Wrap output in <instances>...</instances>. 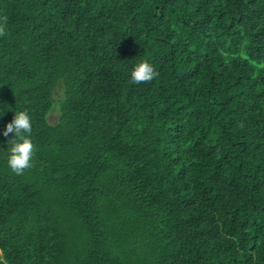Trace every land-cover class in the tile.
<instances>
[{"label": "trees", "instance_id": "16d2710c", "mask_svg": "<svg viewBox=\"0 0 264 264\" xmlns=\"http://www.w3.org/2000/svg\"><path fill=\"white\" fill-rule=\"evenodd\" d=\"M0 26L35 146L16 174L0 136V264H264V0H0Z\"/></svg>", "mask_w": 264, "mask_h": 264}, {"label": "clouds", "instance_id": "9594fccd", "mask_svg": "<svg viewBox=\"0 0 264 264\" xmlns=\"http://www.w3.org/2000/svg\"><path fill=\"white\" fill-rule=\"evenodd\" d=\"M4 27L0 26V35L4 34ZM156 74L153 65L146 59L136 62L130 69V79L134 83L151 81ZM9 109L7 105L0 108V116ZM14 118L0 129V136L9 137L7 140V166L16 174H23L26 169L32 167L35 146L31 138L32 119L23 110L13 111ZM11 134V135H10Z\"/></svg>", "mask_w": 264, "mask_h": 264}, {"label": "rangeland", "instance_id": "374dc122", "mask_svg": "<svg viewBox=\"0 0 264 264\" xmlns=\"http://www.w3.org/2000/svg\"><path fill=\"white\" fill-rule=\"evenodd\" d=\"M54 118H55V117H53V116H52V117L50 118V119H51V121H53V120H54Z\"/></svg>", "mask_w": 264, "mask_h": 264}]
</instances>
